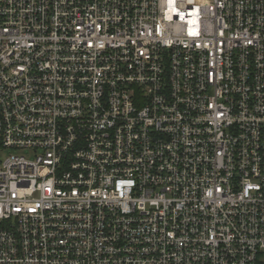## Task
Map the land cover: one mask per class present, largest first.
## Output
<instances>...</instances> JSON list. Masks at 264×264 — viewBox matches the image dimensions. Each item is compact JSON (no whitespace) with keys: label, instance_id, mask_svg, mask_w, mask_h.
<instances>
[{"label":"built area","instance_id":"2783aa9c","mask_svg":"<svg viewBox=\"0 0 264 264\" xmlns=\"http://www.w3.org/2000/svg\"><path fill=\"white\" fill-rule=\"evenodd\" d=\"M0 264H264V0H0Z\"/></svg>","mask_w":264,"mask_h":264},{"label":"rangeland","instance_id":"374dc122","mask_svg":"<svg viewBox=\"0 0 264 264\" xmlns=\"http://www.w3.org/2000/svg\"><path fill=\"white\" fill-rule=\"evenodd\" d=\"M7 152H10V151H7Z\"/></svg>","mask_w":264,"mask_h":264}]
</instances>
